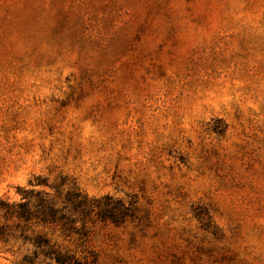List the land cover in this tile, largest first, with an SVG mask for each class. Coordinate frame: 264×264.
I'll return each instance as SVG.
<instances>
[{
	"label": "rangeland",
	"instance_id": "1",
	"mask_svg": "<svg viewBox=\"0 0 264 264\" xmlns=\"http://www.w3.org/2000/svg\"><path fill=\"white\" fill-rule=\"evenodd\" d=\"M37 191L18 231L83 264H264V0H0V196Z\"/></svg>",
	"mask_w": 264,
	"mask_h": 264
},
{
	"label": "trees",
	"instance_id": "2",
	"mask_svg": "<svg viewBox=\"0 0 264 264\" xmlns=\"http://www.w3.org/2000/svg\"><path fill=\"white\" fill-rule=\"evenodd\" d=\"M64 179L63 182H65ZM32 192V191H31ZM39 196V203L31 206L30 200L11 201L8 198L0 196V218H4V222L0 223V242H8L10 238H23L25 241H30L34 244V249L30 253L24 254L22 260L25 262H33L42 257L44 260L49 259L57 264H83L82 260L77 258L73 253L67 250L60 249L55 244H51L50 239L41 233H36L34 230L27 233L25 230L18 231L20 223L17 219H24L30 222L32 219H37L41 222H51L56 218L60 208L54 206V198L49 197L48 194L37 191ZM65 200L71 203L74 208L79 209L81 214L88 215V205L94 200L88 196L74 183L66 191ZM103 216L106 213L101 211ZM64 217V216H63ZM12 220V223H9ZM28 227L27 230H29ZM76 229V228H74ZM80 232V229H76ZM94 258L90 261L91 264H96V254H92ZM89 264L88 261H86Z\"/></svg>",
	"mask_w": 264,
	"mask_h": 264
}]
</instances>
